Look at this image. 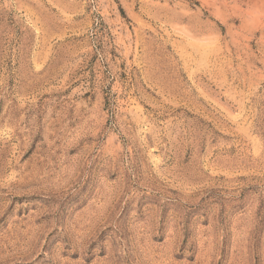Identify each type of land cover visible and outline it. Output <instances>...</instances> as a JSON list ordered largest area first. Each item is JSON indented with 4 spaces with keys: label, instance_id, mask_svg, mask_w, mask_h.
I'll return each mask as SVG.
<instances>
[{
    "label": "rangeland",
    "instance_id": "obj_1",
    "mask_svg": "<svg viewBox=\"0 0 264 264\" xmlns=\"http://www.w3.org/2000/svg\"><path fill=\"white\" fill-rule=\"evenodd\" d=\"M0 264H264V0H0Z\"/></svg>",
    "mask_w": 264,
    "mask_h": 264
}]
</instances>
